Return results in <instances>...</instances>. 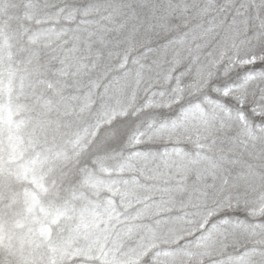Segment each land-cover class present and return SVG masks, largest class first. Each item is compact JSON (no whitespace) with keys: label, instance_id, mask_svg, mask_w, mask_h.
Wrapping results in <instances>:
<instances>
[{"label":"snow or ice","instance_id":"1","mask_svg":"<svg viewBox=\"0 0 264 264\" xmlns=\"http://www.w3.org/2000/svg\"><path fill=\"white\" fill-rule=\"evenodd\" d=\"M0 264H264V0H0Z\"/></svg>","mask_w":264,"mask_h":264}]
</instances>
